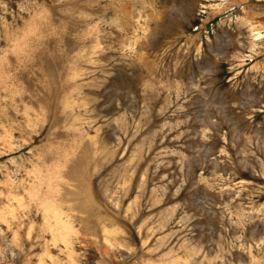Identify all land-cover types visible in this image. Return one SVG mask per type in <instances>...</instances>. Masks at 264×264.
Listing matches in <instances>:
<instances>
[{"label":"rangeland","instance_id":"374dc122","mask_svg":"<svg viewBox=\"0 0 264 264\" xmlns=\"http://www.w3.org/2000/svg\"><path fill=\"white\" fill-rule=\"evenodd\" d=\"M0 264H264V0H0Z\"/></svg>","mask_w":264,"mask_h":264}]
</instances>
